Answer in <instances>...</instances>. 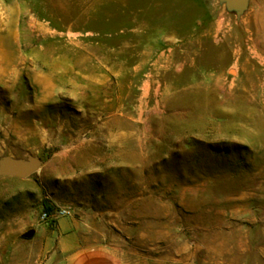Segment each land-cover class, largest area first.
I'll list each match as a JSON object with an SVG mask.
<instances>
[{
    "label": "rangeland",
    "instance_id": "obj_1",
    "mask_svg": "<svg viewBox=\"0 0 264 264\" xmlns=\"http://www.w3.org/2000/svg\"><path fill=\"white\" fill-rule=\"evenodd\" d=\"M6 156L44 158L0 175V264H56L60 217L126 264H264V0H0Z\"/></svg>",
    "mask_w": 264,
    "mask_h": 264
},
{
    "label": "crops",
    "instance_id": "obj_2",
    "mask_svg": "<svg viewBox=\"0 0 264 264\" xmlns=\"http://www.w3.org/2000/svg\"><path fill=\"white\" fill-rule=\"evenodd\" d=\"M89 229V226L75 218H57V248L61 257L56 264H126L120 248L113 242L104 240L107 237L104 230L93 243L92 238L86 235ZM50 247L52 244L49 241L47 248Z\"/></svg>",
    "mask_w": 264,
    "mask_h": 264
},
{
    "label": "water",
    "instance_id": "obj_3",
    "mask_svg": "<svg viewBox=\"0 0 264 264\" xmlns=\"http://www.w3.org/2000/svg\"><path fill=\"white\" fill-rule=\"evenodd\" d=\"M228 10L241 14L248 6L249 0H221ZM43 156H29L26 160L6 156L0 159V175L25 178L40 166ZM32 235V232L26 236Z\"/></svg>",
    "mask_w": 264,
    "mask_h": 264
},
{
    "label": "trees",
    "instance_id": "obj_4",
    "mask_svg": "<svg viewBox=\"0 0 264 264\" xmlns=\"http://www.w3.org/2000/svg\"><path fill=\"white\" fill-rule=\"evenodd\" d=\"M42 205H43L44 212L48 215H51L52 211L54 210V206L50 204L46 198H43Z\"/></svg>",
    "mask_w": 264,
    "mask_h": 264
},
{
    "label": "built area",
    "instance_id": "obj_5",
    "mask_svg": "<svg viewBox=\"0 0 264 264\" xmlns=\"http://www.w3.org/2000/svg\"><path fill=\"white\" fill-rule=\"evenodd\" d=\"M66 211H63V213H65ZM51 215H48V214H46L45 212H44V214H43V217H45V218H47V217H50Z\"/></svg>",
    "mask_w": 264,
    "mask_h": 264
}]
</instances>
